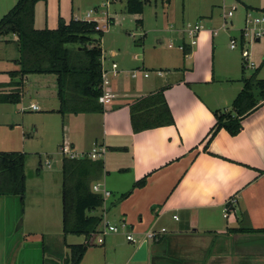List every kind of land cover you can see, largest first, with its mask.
Masks as SVG:
<instances>
[{
    "label": "crops",
    "instance_id": "1",
    "mask_svg": "<svg viewBox=\"0 0 264 264\" xmlns=\"http://www.w3.org/2000/svg\"><path fill=\"white\" fill-rule=\"evenodd\" d=\"M50 1L46 2L48 7ZM78 1H82L78 7L80 13L89 2L84 5L83 0ZM214 1L207 6L213 9L212 12H219L216 7H222V1ZM51 2L60 4L61 12L62 0ZM199 10L189 5L182 24L175 27L176 23L171 20L170 28L162 32L181 39L180 45L185 44L190 50L186 57L191 55V64L179 72L147 70L145 65L136 67L150 73L149 78L140 77L136 82L130 75L134 69L119 67L122 73L113 81L116 98L109 107H104L103 113H61L55 75L27 76L21 102L0 105V126L10 130L2 139L5 147L14 144L12 132L19 127L25 130L24 141L37 138L45 155L60 150L63 145L84 154L91 153L97 145L106 149L103 159L94 160L103 163V170L92 185H104L112 197L104 209L102 207L93 214L102 216L110 225L126 223L127 229L105 236V242L98 250L101 253L97 260L100 264H264V252L253 243L254 239L264 238V104L245 118L239 135L233 137L223 129L205 149L208 133L216 123L214 113L233 114V102L244 84L239 61L221 58L222 68H216L219 43L214 30V14L204 23L195 21L202 16ZM225 10L224 7L223 16ZM192 12L195 18L191 17ZM80 14L73 19L87 20V14L84 17ZM172 15V11L167 14L169 19H173ZM141 18L143 27L146 20L144 12ZM192 22L199 24L202 31L197 44L188 46L190 41L184 30ZM45 25H48L47 21ZM222 27L226 28L225 23ZM158 41L159 47H165L162 34ZM17 42L15 34L0 37L1 85L17 80L10 76L11 72L19 69L21 54ZM111 56H116L115 51ZM155 72L157 78H152ZM163 89L175 124L134 133L130 105ZM33 105L39 110H32ZM27 114H43L41 127L40 123L28 122ZM20 116L22 119L18 124ZM28 159L27 156V189ZM59 173L62 174L63 188L62 166ZM41 175L38 177L42 182H58V177L51 172ZM145 176H148L146 185L133 190L135 183ZM40 192L36 194L42 200L45 195ZM5 198L9 197H0V209ZM232 198H236V204L225 217V205ZM51 221L45 218L37 220L42 224ZM162 229L166 232L157 240L142 243L144 234ZM99 230H104V226L101 225ZM128 232L133 233L140 244L130 243ZM69 237L77 236H64L63 244L69 252L68 246L89 241L69 244ZM92 240L96 242L94 238ZM86 255L81 264H85Z\"/></svg>",
    "mask_w": 264,
    "mask_h": 264
},
{
    "label": "rangeland",
    "instance_id": "2",
    "mask_svg": "<svg viewBox=\"0 0 264 264\" xmlns=\"http://www.w3.org/2000/svg\"><path fill=\"white\" fill-rule=\"evenodd\" d=\"M51 1L49 7L46 2L38 4L35 14L36 29H56L61 18L65 21L72 20L75 15L79 16L80 13V17H84L90 8L91 11L96 12L92 16L93 18L105 20L107 15L106 5L109 4L108 20H111V22L107 25L101 43V48L104 50L103 57H105L104 65L107 69L111 67L113 61L124 70H136V67L145 65L147 70L166 71L171 69L173 70L171 72H179L184 66L188 67L191 64V55L186 57L187 55L178 49L181 39L162 32L170 28L171 20L176 23L175 27L177 24H182L190 5L194 10L199 8V12L202 14L195 21L206 22V19L210 20L212 13L214 14V30L218 34L216 41L219 43L216 68H222L221 58L223 60L231 58L240 62V77L243 69H245L247 76L252 75L255 71L251 68L246 69L247 66L244 65L242 58V47L239 46L238 49L232 50L230 41L241 37V30L246 28V19L249 14H252V18L264 16V0H225V3H223V0H215V3L222 1L220 3L222 7H216L219 8L220 13L218 11L212 12L213 9L207 6L212 0H144V16L146 19L143 25L144 28L137 23L135 16L127 13L125 0H83L84 5L87 1L89 5H87L88 7L82 6L80 13L78 7L82 1L62 0L61 12L58 8L60 4ZM16 2L17 0H8V2L7 0H0V20L1 16H5L14 8ZM235 5L238 7L237 11L232 20L227 21L224 29L222 27L225 23L223 8L225 7L227 12ZM170 11L173 13V19H169L167 16ZM191 17L195 18L193 12ZM112 18H115V20ZM46 21L47 26L45 25ZM192 23V25L196 24ZM102 24L104 23H100V25ZM249 27L252 28L253 24H249ZM169 32L172 33V31ZM161 34L165 37V47L158 46V38ZM170 45L173 47L169 48ZM244 49L250 51L256 67L261 66L259 78L264 80V38L252 45L246 43ZM112 51H115V57L111 56ZM152 78H157V72L154 73ZM136 81L138 80L134 82ZM2 110H4L3 107ZM25 118L28 122L40 123L39 127L43 122V114H27ZM21 119L20 116L18 124ZM9 131L7 128L0 126V153L24 152L23 154L29 157L27 166L28 189L26 188L23 199L11 196L2 199L0 209V264H70V261H68L70 252L63 244L65 243L64 235L61 236L63 233V188L61 185L62 174L59 171L61 170L63 158L60 155V150L45 155L37 138L34 140L27 139L28 143H25L26 141L23 139L25 130L19 127L12 132L14 144L5 147L2 145V139ZM28 132L30 133V131ZM45 147H48L47 144ZM40 160L43 166H39ZM46 162L50 163V166L47 167ZM50 172L58 177L56 184L47 180L40 181L39 175L44 176ZM40 191H43L45 195L42 200L36 194L41 193ZM14 199L16 202H13ZM37 202H40V204ZM104 207H106V204H104ZM38 218L52 219L53 221L42 224L37 222ZM86 239L85 236L80 239L69 237L68 243H84ZM94 240L97 241V236L94 237ZM253 243H256L254 246L264 252V238H258L257 241L254 239ZM99 249H101L99 246H90L85 264H100V261H97L101 255ZM94 250H96L97 257L93 253Z\"/></svg>",
    "mask_w": 264,
    "mask_h": 264
},
{
    "label": "trees",
    "instance_id": "3",
    "mask_svg": "<svg viewBox=\"0 0 264 264\" xmlns=\"http://www.w3.org/2000/svg\"><path fill=\"white\" fill-rule=\"evenodd\" d=\"M48 0H18L17 4L0 20V37L18 36L20 51L19 69L10 76L17 79L8 85L0 84V105L19 104L24 80L29 75L57 76L58 98L61 113H103L99 103L102 94L103 32L96 31L97 24L72 19L59 20L56 29L35 28V8ZM127 13L137 17L142 24L143 0H126ZM190 53L189 48L183 51ZM261 66L247 76L242 70L243 90L234 100L232 113L215 112V125L207 136V146L216 134L226 130L231 136L243 130V121L264 104V80L259 78ZM10 88V90H3ZM73 108V109H70ZM131 125L134 133L174 125V119L164 98V89L146 96L130 105ZM27 155L23 153H0V197H21L26 193ZM103 170V163L90 160L63 159V234L85 236L87 240L99 233L103 217L94 215L103 207L100 195L92 192V182ZM148 176L135 183L133 190L143 188ZM131 194L128 193L126 196ZM125 196V197H126ZM124 197V198H125ZM89 241L68 246L70 264H81Z\"/></svg>",
    "mask_w": 264,
    "mask_h": 264
},
{
    "label": "built area",
    "instance_id": "4",
    "mask_svg": "<svg viewBox=\"0 0 264 264\" xmlns=\"http://www.w3.org/2000/svg\"><path fill=\"white\" fill-rule=\"evenodd\" d=\"M106 8H109V4L106 5ZM237 11V7H233L231 10L224 13V21L225 26L227 25V21H231L235 12ZM95 14V11H90L87 14V20L88 22H95L97 24L96 31L98 32H106L107 25L110 24L111 20L109 19V15H106V19L102 21H96L92 16ZM251 19V20H249ZM100 23H104L100 25ZM249 24H253V27L250 28ZM202 31V27L199 24L195 25H187L184 32L186 36L189 38V44L188 46H195L197 44V40L199 37V34ZM264 38V16L263 17H254L252 18V14H249L246 19V28L241 30V37L238 39H232L230 41L231 49L236 50L239 48V46L242 47V58L244 60V65L247 66L246 69L251 68L252 70H256V65L254 61L252 60V55L250 51L245 50V44H253L255 42L260 41ZM173 46L170 45L169 48H172ZM180 51H184L187 47L185 44L180 45L179 47ZM103 62V69H102V83H101V90L102 94L99 97V103L103 107H109L114 99L116 98V93L113 90V81L119 77V75L122 73L119 65L116 62H112L111 67L107 69L104 65V58L102 59ZM161 75V73H158ZM132 79H139L140 77L143 78H149L150 73L143 70V69H136L130 72ZM32 110L38 111L39 107L33 105L31 107ZM106 149L103 147L97 145L93 149V151L89 154L84 153H76L74 152L69 146L63 145V147L60 148V153L63 156V158L70 159V160H81V159H92V160H101L104 158L106 154ZM47 165H50V163H47ZM92 192L96 195H100L104 201V204L106 203V200L112 197V193L107 190L104 185L100 183H96L92 186ZM103 204V209L105 208ZM236 204V198H232L229 200L224 209V216L228 217L229 212L231 211V208ZM177 219V217H175ZM104 226V230H99V233L93 235L89 240L90 246H100L103 245L105 242V236L109 233H119L121 230L127 229L126 223H121L120 225H110L109 222L106 220L102 224ZM166 230L162 229L161 231H150L146 234H144L142 243H148L150 241H155L157 238L160 237L162 233H165ZM97 236V241L93 242V238ZM127 240L132 244H140L138 240L135 238L134 234L131 232H128L127 234Z\"/></svg>",
    "mask_w": 264,
    "mask_h": 264
}]
</instances>
